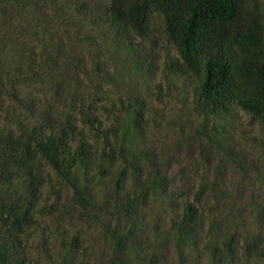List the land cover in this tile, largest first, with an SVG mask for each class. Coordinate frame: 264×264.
<instances>
[{"label":"rangeland","instance_id":"1","mask_svg":"<svg viewBox=\"0 0 264 264\" xmlns=\"http://www.w3.org/2000/svg\"><path fill=\"white\" fill-rule=\"evenodd\" d=\"M249 1L264 15V0ZM109 3L0 0V79L20 71V106L0 96V126L67 118L93 158L103 155L89 172L75 171L82 204L43 167L20 253L32 264H264L243 248L252 242L264 253V122L235 106L206 114L200 82L182 67L162 16L151 12L139 36L113 20ZM26 186L23 174L10 188L0 184V201L13 193L24 201ZM131 200L137 207L127 213ZM188 204L196 208L191 235L178 245ZM120 236L125 255L115 250Z\"/></svg>","mask_w":264,"mask_h":264},{"label":"trees","instance_id":"2","mask_svg":"<svg viewBox=\"0 0 264 264\" xmlns=\"http://www.w3.org/2000/svg\"><path fill=\"white\" fill-rule=\"evenodd\" d=\"M108 11L114 21L139 36L147 29L149 14L159 13L182 67L200 82L202 110L214 115L235 106L248 113L251 121L264 122V15L249 0H110ZM17 73L14 79H0V96L20 106ZM82 122L84 127H93L88 115ZM75 136L78 141L72 147ZM91 149L82 131L67 118L47 120L30 129L20 128L19 120L13 128L0 126V184L10 188L20 174L27 184L24 201L15 193L0 201V264H32L24 251L20 253V235L35 222L37 194L46 182L44 166L69 183L80 204L86 203L75 171L82 168L87 173L101 160L103 155L95 160ZM116 186L120 187L119 181ZM203 193L196 194V205ZM140 198L146 200L147 190ZM136 207L131 200L124 209L129 213ZM195 212L193 205L185 206L176 225L178 245L190 237ZM115 241V250L125 255L124 237ZM232 244V239L223 244L231 258ZM243 248L248 258L264 256L256 243L244 242Z\"/></svg>","mask_w":264,"mask_h":264}]
</instances>
